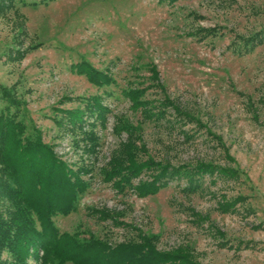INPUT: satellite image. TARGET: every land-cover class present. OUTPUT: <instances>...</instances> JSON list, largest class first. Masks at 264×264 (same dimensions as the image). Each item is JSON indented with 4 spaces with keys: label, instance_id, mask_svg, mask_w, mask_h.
<instances>
[{
    "label": "rangeland",
    "instance_id": "obj_1",
    "mask_svg": "<svg viewBox=\"0 0 264 264\" xmlns=\"http://www.w3.org/2000/svg\"><path fill=\"white\" fill-rule=\"evenodd\" d=\"M262 28L264 0H10L0 13V86L30 134L86 171L75 211L51 219L58 232L110 244L145 233L157 249L184 247L200 264H264V36L242 46ZM83 60L112 81L95 85L75 72ZM135 89L143 108L125 95ZM91 96L106 109L103 121L82 115L83 125L69 128L63 111ZM129 132L137 160L209 162L238 176L204 175L193 192L180 179L142 197L118 191L101 173ZM31 252L24 264H74ZM0 264L17 263L1 250Z\"/></svg>",
    "mask_w": 264,
    "mask_h": 264
},
{
    "label": "trees",
    "instance_id": "obj_2",
    "mask_svg": "<svg viewBox=\"0 0 264 264\" xmlns=\"http://www.w3.org/2000/svg\"><path fill=\"white\" fill-rule=\"evenodd\" d=\"M9 4L10 0H0V13ZM263 36L264 28L242 39V46L252 49L261 43ZM72 67L95 85L112 81L107 72L92 68L84 60ZM138 94V89L125 91L133 107L143 108L147 102L141 101ZM0 98L6 104L0 110V251L9 253L17 264H24L33 250L42 251L45 262L56 259L74 264H200L184 247L157 249L156 238L151 234L137 233L136 239L110 244L92 235L79 238L58 232L51 219L57 214L66 215L75 211L79 195L88 186L80 177L86 171L81 167L71 170L53 154L49 145L40 140L39 134L27 131L18 115V102L10 89L0 86ZM105 110L100 98L91 96L85 100L82 109L64 110L63 114L69 128H80L85 122L82 115H94L102 122ZM59 123L60 120H57ZM88 135L91 136V133H86L89 139ZM131 135L129 132V138L113 153L101 173L103 179L111 181L118 191L130 188L142 197L156 192L169 179H180L184 181L182 190L193 192L200 189L204 175L216 174L232 179L238 176L233 169L217 167L209 162L172 167L149 159L137 160V148ZM143 170L151 171L148 174L150 179L132 184L133 177ZM89 212L113 226H125L114 218L117 214L107 209H91ZM249 247L250 242L242 246L243 249Z\"/></svg>",
    "mask_w": 264,
    "mask_h": 264
}]
</instances>
